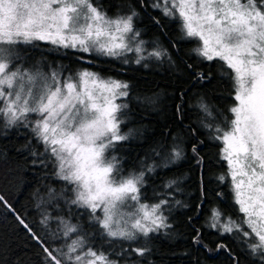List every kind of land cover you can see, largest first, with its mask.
I'll return each instance as SVG.
<instances>
[{
	"label": "trees",
	"instance_id": "16d2710c",
	"mask_svg": "<svg viewBox=\"0 0 264 264\" xmlns=\"http://www.w3.org/2000/svg\"><path fill=\"white\" fill-rule=\"evenodd\" d=\"M92 2L109 17L137 13L133 26L140 33L138 41H143L140 63L134 53L110 57L43 42L19 46L22 60L18 63L22 68L55 72L61 80L89 71L128 84V96L122 99L127 107L119 126L127 139L108 155L116 157L124 176L144 171L141 202L152 205L166 199L162 211L171 227L138 242L101 236L90 210L69 203L74 186L56 176L55 158L32 131L39 116L28 114L27 126L23 121L9 126L7 117L0 114V196L4 198L0 202V264H49L43 247L67 251L78 236L85 237L86 247L105 252L117 264H261L248 247L254 238L235 230L222 232L220 227L227 218L243 220L233 200L223 143L216 139V129L227 131L233 119V73L223 61L200 55L198 39L187 37L180 20L164 15L162 6L152 7L157 0ZM156 50H165L166 55L159 59L149 55ZM201 101L210 115L200 108ZM193 145L198 155L193 154ZM174 149L181 152L179 159H172ZM214 210L221 213L215 228L211 227ZM95 215L101 216L100 211ZM61 220L76 225L78 232L65 237ZM197 235L200 242L194 243ZM220 244L226 247L218 249ZM145 246L151 251L143 257L131 252Z\"/></svg>",
	"mask_w": 264,
	"mask_h": 264
},
{
	"label": "snow or ice",
	"instance_id": "6c2138e0",
	"mask_svg": "<svg viewBox=\"0 0 264 264\" xmlns=\"http://www.w3.org/2000/svg\"><path fill=\"white\" fill-rule=\"evenodd\" d=\"M152 7L161 8L159 0ZM162 11L180 20L187 37L201 42L197 49L200 55L223 61L233 73L237 103L230 111L234 118L227 131L216 129V139L224 145L233 200L243 220L237 223L227 218L220 227L222 232L235 230L254 238L248 247L264 264V0H163ZM136 15L133 10L109 17L92 0H0V114L7 117L9 126L20 121L27 126L28 114H37L32 131L45 152L55 158L56 176L74 186L69 203L90 210L101 236L130 242L171 225L162 211L166 199L152 205L141 203L144 171L124 176L116 157L108 155L127 139L119 130L123 122L120 114L127 105L116 101L128 96V84L88 71L68 76L63 82L55 72L43 76L39 69L33 72L20 66L18 46L43 41L57 48L110 57L128 51L140 53L143 41H137L140 33L133 26ZM149 55L159 59L166 51ZM141 59L144 57L136 62ZM200 78L204 79L203 74ZM199 106L210 115L203 101ZM192 152L198 155L195 145ZM180 157L181 152L174 149L172 159ZM98 209L102 216L95 215ZM220 216L219 211H213L211 227H217ZM46 222L47 217L42 223ZM20 223L32 231L23 220ZM61 223L65 237L78 232L76 225ZM32 235L42 244L40 237ZM193 242H200L198 235ZM86 243L84 236H78L67 251H50L48 247L43 251L49 264H117ZM224 247L218 245V249ZM150 251L146 246L131 248L139 257Z\"/></svg>",
	"mask_w": 264,
	"mask_h": 264
},
{
	"label": "rangeland",
	"instance_id": "374dc122",
	"mask_svg": "<svg viewBox=\"0 0 264 264\" xmlns=\"http://www.w3.org/2000/svg\"><path fill=\"white\" fill-rule=\"evenodd\" d=\"M161 2H162V8H163V0H160ZM95 6V5H94ZM137 41H138V37H137ZM199 41V40H198ZM35 42H43V41H35ZM43 43H45V42H43ZM199 45L201 46V42L199 41ZM21 46V45H20ZM136 45H135V42H133L132 43V47L134 48ZM199 46V47H200ZM18 49L20 50V48H19V46H18ZM70 49H72V48H70ZM73 50H75V49H73ZM75 51H77V50H75ZM80 52V51H79ZM83 53V52H82ZM90 53H95V54H101V53H98V52H95V51H93V52H90ZM130 53H134V54H137V56L138 57H140V53H137V52H135V51H128V52H126L125 53V55L127 56V55H129ZM88 54V53H87ZM103 55V54H102ZM104 56H106V55H104ZM21 66V65H20ZM28 69V68H27ZM30 71H33V72H35L36 70H31V69H29ZM39 72L41 73V75H43V76H46V77H50L51 76V74L52 73H46V72H44V71H41V70H39ZM82 72V71H81ZM89 72V71H88ZM78 73H80V72H78ZM77 73V74H78ZM76 74V75H77ZM50 75V76H49ZM58 75V74H57ZM76 75L74 76V77H76ZM59 77V76H58ZM65 78H63L62 80H61V82H63V80H64ZM107 79V78H106ZM125 97H122V98H120V99H118L117 101H116V103H122V104H124V102H122V99H124ZM237 103V102H236ZM29 114H31V113H29ZM234 118V117H233ZM223 147H224V145H223ZM112 156V155H111ZM227 162V161H226ZM227 166H228V164H227ZM228 172H229V169H228ZM142 203V202H141ZM239 207V206H238ZM99 210V209H98ZM100 211V210H99ZM100 213H101V216H102V212L100 211Z\"/></svg>",
	"mask_w": 264,
	"mask_h": 264
}]
</instances>
